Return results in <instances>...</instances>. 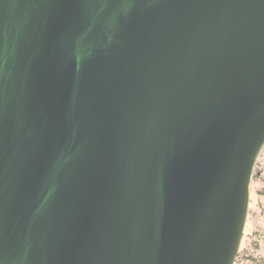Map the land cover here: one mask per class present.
Here are the masks:
<instances>
[{"label":"water","instance_id":"water-1","mask_svg":"<svg viewBox=\"0 0 264 264\" xmlns=\"http://www.w3.org/2000/svg\"><path fill=\"white\" fill-rule=\"evenodd\" d=\"M264 148V0H0V264H235Z\"/></svg>","mask_w":264,"mask_h":264},{"label":"rangeland","instance_id":"rangeland-1","mask_svg":"<svg viewBox=\"0 0 264 264\" xmlns=\"http://www.w3.org/2000/svg\"><path fill=\"white\" fill-rule=\"evenodd\" d=\"M235 264H264V148L255 166L247 223Z\"/></svg>","mask_w":264,"mask_h":264}]
</instances>
